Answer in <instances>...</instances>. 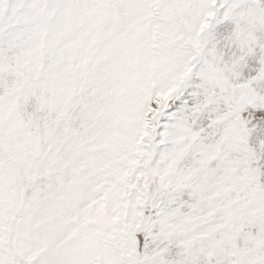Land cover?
Here are the masks:
<instances>
[{"label":"snow or ice","instance_id":"obj_1","mask_svg":"<svg viewBox=\"0 0 264 264\" xmlns=\"http://www.w3.org/2000/svg\"><path fill=\"white\" fill-rule=\"evenodd\" d=\"M0 264H264V0H0Z\"/></svg>","mask_w":264,"mask_h":264}]
</instances>
